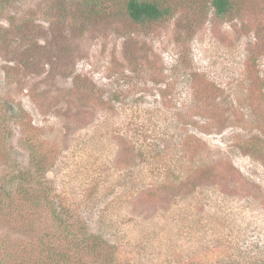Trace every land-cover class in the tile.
Listing matches in <instances>:
<instances>
[{"label":"rangeland","instance_id":"1","mask_svg":"<svg viewBox=\"0 0 264 264\" xmlns=\"http://www.w3.org/2000/svg\"><path fill=\"white\" fill-rule=\"evenodd\" d=\"M160 2L0 0V264H264V0Z\"/></svg>","mask_w":264,"mask_h":264},{"label":"trees","instance_id":"2","mask_svg":"<svg viewBox=\"0 0 264 264\" xmlns=\"http://www.w3.org/2000/svg\"><path fill=\"white\" fill-rule=\"evenodd\" d=\"M104 0H78L79 5L83 10L88 9L94 12L95 9L103 5ZM118 2L127 15L134 23L156 22L167 16L170 11V5L163 4L160 0H110ZM214 8V13L219 18H225L234 9L232 0H211ZM22 23H25L22 22ZM30 22H28L29 24ZM27 24V25H28ZM97 239L94 235L88 234L83 238V242L88 239ZM81 241V242H82Z\"/></svg>","mask_w":264,"mask_h":264}]
</instances>
